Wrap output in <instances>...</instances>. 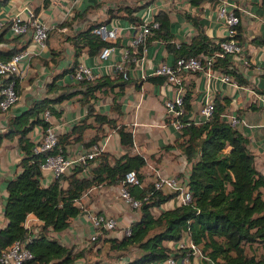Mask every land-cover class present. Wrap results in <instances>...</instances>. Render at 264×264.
<instances>
[{
	"label": "crops",
	"instance_id": "0c3cea01",
	"mask_svg": "<svg viewBox=\"0 0 264 264\" xmlns=\"http://www.w3.org/2000/svg\"><path fill=\"white\" fill-rule=\"evenodd\" d=\"M230 1L237 6L240 16V42L243 50L241 54H229V58L248 83L234 86L230 82L208 77L202 71L184 72L182 77L185 91L188 89L191 93V108L185 112L184 118L199 122L202 120L200 109L207 101L225 103L224 111L247 122L238 129L247 136L248 148L254 154L255 165L264 174V0ZM219 3L220 1H206L194 6L188 0H8L0 7L1 19L9 20L17 13L25 16L27 10L32 9L51 29L46 46L39 53L34 52L29 59L22 61L23 73L19 76L18 83L19 98L8 110L0 111V131L6 127L10 117L31 106L34 100L56 97L66 90L60 86L73 84L71 90L76 89L77 81L68 72L75 59L74 47L69 39L72 35L91 24H117V37L112 40L116 49L112 55L99 59L97 53L85 46L77 58L78 63H84L92 69L95 77H114L118 71L117 63L124 60L123 49L130 46L135 32L132 26L136 22H131L127 13L144 18L147 14L153 17L158 11L164 10L168 14L169 30L173 37L169 40L153 39L146 45L139 64H125L129 81L124 89L108 87L99 90L89 103L96 112L116 119L118 124H125L132 131L133 145L129 151L143 155L146 161L140 169L141 186L152 184L157 171L187 181L190 164L180 147L175 144L181 138V130L172 124L164 107V99L175 93V86L167 80L159 83L151 81L146 76L155 75L153 72L159 63L174 62L176 51L168 48V43L178 48L182 43H190L199 32L205 33L213 42L222 39L226 35V26L218 15ZM134 7L138 9L129 13ZM0 33L3 34L0 50L19 47L26 42V37L14 38L8 27ZM258 40L263 41L257 42ZM26 47L35 48L32 43H27ZM244 60L247 62L244 63ZM53 81L57 83V87H49V83ZM81 99L82 94L79 93L54 105L58 112H51L49 124L56 127L59 136L70 133L75 125L83 123L87 115V104ZM114 103L119 105L120 112L113 108ZM85 122L92 126L86 127L80 134L70 135L65 152L82 149L95 134L100 136L97 142L105 144L103 152L114 157L126 152L115 127L107 123L97 124L94 116H89ZM97 125L100 129H97ZM39 134L35 129L30 132V137L37 141ZM21 157L22 152L16 138L3 140L0 145V228L6 224L3 212L7 195L6 182L20 170L18 162ZM95 161L97 162V157ZM53 179L49 171H42L43 185H48ZM120 189L121 182L100 183L88 188L77 201L81 207L79 214L71 219L67 228L50 230L49 235L66 246H74L75 251L86 249V258H89L87 254L93 250L90 236L101 233L89 220V214L103 213L115 217L118 221L116 228L121 234L130 227L132 221L140 217V209L126 203L121 198ZM262 192L264 194V188ZM178 204V198L174 196L160 206L152 207L151 211L158 215L161 210ZM26 221L30 225L41 223L33 213L27 215L24 224ZM119 236L116 231L103 238ZM184 236L188 237L187 234ZM167 245L175 248L176 241H168ZM94 249L97 251L98 246ZM129 258L131 256L122 255L116 262ZM176 259L178 264H201L202 260L194 254L190 257L187 252Z\"/></svg>",
	"mask_w": 264,
	"mask_h": 264
},
{
	"label": "trees",
	"instance_id": "16d2710c",
	"mask_svg": "<svg viewBox=\"0 0 264 264\" xmlns=\"http://www.w3.org/2000/svg\"><path fill=\"white\" fill-rule=\"evenodd\" d=\"M188 1L199 6L206 1L221 0ZM7 2L8 0H0V7ZM137 9L138 7L131 8L129 13ZM127 16L131 22L142 21L140 16L128 13ZM152 19L158 20L159 26L151 28L146 45L156 38L169 40L173 37L169 30V17L164 10L154 14ZM99 24H91L69 38L75 57L68 70L71 74L78 65L77 58L83 47L87 46L91 52L98 54L103 46L115 45L93 32V28ZM236 27L235 38L241 40L240 22ZM2 35L0 33V39H3ZM26 46L27 42H23L19 47L0 50V58L7 59ZM167 47L176 51V57L196 56L218 49L217 42H213L203 32H199L188 44L182 43L177 48L168 43ZM214 68L229 75L239 85L248 83L230 60L228 53L218 57ZM146 78L158 83L166 80L163 75H149ZM8 80L9 78H1L0 84ZM128 81L120 71L114 77L101 75L94 79H82L77 82L76 89L71 90L73 84L60 86L66 90L56 97L36 99L31 106L8 119L5 129L0 131V145L5 139L16 138L22 157L18 162L20 170L6 182L7 195L3 209L6 224L0 228V252L16 240L26 241L32 237L26 245L33 252L34 258L42 264H104L101 259H86V249L75 251L74 246H66L57 238L51 237L49 231H60L69 226L71 219L81 211L77 201L88 188L100 183L122 182L129 170H135L140 181L142 180L140 169L146 161L143 155L129 151L133 145L132 131L125 124H118L116 119L96 112L89 103L91 98L96 97L97 91L108 87L122 90ZM18 83L19 78H15L17 92ZM53 86L57 87L55 81L49 83V87ZM79 93L82 94L81 101L87 104V115L83 123L75 125L70 133L61 136L57 134L58 142L54 151L61 148L65 152L69 136L73 133L80 134L86 127L92 126L85 121L89 116H94L97 124L107 123L117 129L120 143L126 148V152L118 157L102 152L97 156V162L95 159L90 163L88 170L83 166H76L54 178L48 185H43L40 164L46 152L34 151L36 142L30 137V132L49 124L41 116L43 110L49 108L51 112L57 113L54 108L56 103ZM190 98L191 93L187 89L184 93L185 112L191 108ZM113 108L120 112L117 103L113 104ZM224 110L225 103L214 101V110L205 121L194 122L181 117L183 121H189V124L182 127L181 138L175 144L180 147L190 164L186 181L192 195L190 202L163 209L158 215H154L151 208L160 206L176 196V193L156 190L144 199L151 184H132L128 187L134 198L142 199L137 207L140 209V217L131 222L130 234L121 239L112 237L108 241L113 251L122 252L134 246L138 253L122 262H116L117 256L108 264H150L169 255H184L190 250L171 248L167 242L178 241L185 234L189 235L207 257L201 260V264H264L263 254L249 253L246 248L254 242L260 243L264 248V174L255 165L254 154L248 148L247 136L225 120L222 116ZM96 127L100 129L98 125ZM99 137L98 134L93 135L85 145L96 143ZM29 213H33L41 223L26 227L24 222ZM102 239L106 240L99 234L92 239V244ZM189 256L192 257L191 252ZM80 258H83L82 262L77 261Z\"/></svg>",
	"mask_w": 264,
	"mask_h": 264
},
{
	"label": "built area",
	"instance_id": "2783aa9c",
	"mask_svg": "<svg viewBox=\"0 0 264 264\" xmlns=\"http://www.w3.org/2000/svg\"><path fill=\"white\" fill-rule=\"evenodd\" d=\"M218 15L222 18L224 25L226 26V35L217 42L218 49L211 53H200L196 56H179L176 57L172 64L163 61L154 69L153 74L165 76L166 80L175 86V93L164 99V107L172 124L179 130H181L185 124H189V121L185 122L181 119L185 113V85L182 77L184 72L202 71L208 77H214L230 82L234 86L238 85L236 80L229 75L214 68V62L218 57L224 56L225 53H242V43L235 38L237 33L236 26L240 22L237 6L230 0H221L218 5ZM158 26L159 21L153 20L148 14L142 18L140 23H135L132 26L135 29V32L131 39L130 46L123 49V62L117 63V70L122 72L124 77H127L125 64H139L141 62L146 51L145 42L148 35L151 33V28H156ZM6 27L10 29L13 36L26 37V42L28 41L27 43H32L35 48L29 49L25 47L12 54L7 59L0 58V77L9 78L7 82L0 84V111L8 110L17 102L19 95L15 87V78H19L23 73L21 63L23 60L29 59L34 52L39 53L46 46V41L51 29V26L40 20L32 9H28L25 16L21 13H17L9 20L0 18V31ZM117 29V24L108 26L106 23H100L93 28V32L99 35L102 39L112 41L117 37ZM115 49L116 46L113 44L103 46L98 53L99 59L108 58L114 53ZM246 62L247 61L244 60V63ZM72 77L78 82L82 79H94L95 74L86 64L78 63L72 73ZM213 110L214 102L210 100L207 101L200 109L202 116L201 121L207 120L211 116ZM41 116L45 121L49 122L51 116L50 109L46 108L43 110ZM222 116L228 123L236 127H239L242 124H247L244 119L238 118L236 115L226 111L222 112ZM4 129L5 127L1 128V130ZM37 130L40 131V136L38 140L35 141L36 144L33 149L35 152H46V156L41 162L40 167L42 171H49L53 178L59 177L76 166H83L88 170L91 166L90 163L103 152L105 147L104 143L96 142L90 146L83 147L82 149H75L70 153L64 152L61 148L54 151L58 142L56 127L48 124L45 128L38 127ZM132 184H141L135 170H129L125 173L121 182L120 195L126 203L137 208L142 199L134 198L130 194L128 187ZM156 190L176 193V197L180 204H186L192 200L191 192L188 190L185 180H179L175 176L163 175L159 171L156 172L151 188L144 196V199H147L150 195L154 194ZM88 218L98 230H111L118 225V221L115 217L103 213H91L88 215ZM24 225L26 227H32L27 221ZM124 234H130V227L125 229ZM97 235L98 233L92 234L90 239H95ZM31 239L32 237H29L26 241L16 240L2 250L0 252V264H42L34 258L33 252L26 245L27 241H30ZM174 249H189L192 255H197L201 259H207L189 235L188 237L184 236L176 241V247ZM190 252H187V255H189ZM150 264H178V262L176 257L169 255L164 259L154 261Z\"/></svg>",
	"mask_w": 264,
	"mask_h": 264
},
{
	"label": "rangeland",
	"instance_id": "374dc122",
	"mask_svg": "<svg viewBox=\"0 0 264 264\" xmlns=\"http://www.w3.org/2000/svg\"><path fill=\"white\" fill-rule=\"evenodd\" d=\"M263 196H264V194H263ZM100 231H101L100 235L102 237H104L105 235L110 234V233H114L115 234L116 231H117V233H119L120 236L118 238L113 237L115 239H120L121 237H123L125 235L124 231L121 234V232L119 231L118 228H114V229H111V230H100ZM109 239L110 238H106V240L102 239V240L98 241L96 244H92L93 245L92 246L93 247L92 251H96V249H94V248L97 247V246H98V250L96 252H92V251L89 252L87 254V257H89V258H86V259L91 260V259L99 258V259H101V261L104 264H108V263L112 262L113 260H115V258L117 256H118V258H120V256H122V255L133 256V255L138 253L137 248L134 247V246H132L128 250H124L122 252L113 251L110 248V242L108 241ZM90 241H92V240L90 239ZM246 248H247V251L249 253H254L256 255L257 254L258 255H260V254L264 255V248H263V246L260 243L254 242L250 246H246ZM82 260L83 259H78L77 261L82 262Z\"/></svg>",
	"mask_w": 264,
	"mask_h": 264
}]
</instances>
